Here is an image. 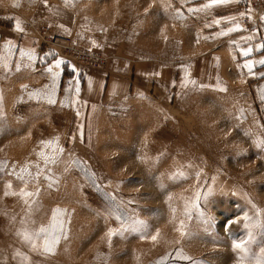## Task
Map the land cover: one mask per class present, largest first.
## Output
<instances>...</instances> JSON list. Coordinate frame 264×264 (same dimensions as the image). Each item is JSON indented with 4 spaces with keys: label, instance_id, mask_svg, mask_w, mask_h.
I'll use <instances>...</instances> for the list:
<instances>
[{
    "label": "rangeland",
    "instance_id": "rangeland-1",
    "mask_svg": "<svg viewBox=\"0 0 264 264\" xmlns=\"http://www.w3.org/2000/svg\"><path fill=\"white\" fill-rule=\"evenodd\" d=\"M251 1L222 19L211 0H0V264H241L245 213L264 221V9ZM46 32L97 60H67ZM55 209L45 253L24 235ZM251 231L244 264L264 248Z\"/></svg>",
    "mask_w": 264,
    "mask_h": 264
},
{
    "label": "snow or ice",
    "instance_id": "snow-or-ice-1",
    "mask_svg": "<svg viewBox=\"0 0 264 264\" xmlns=\"http://www.w3.org/2000/svg\"><path fill=\"white\" fill-rule=\"evenodd\" d=\"M228 0H211V4H206L205 7H211L212 5H217V4H224L227 3ZM264 19V17H262ZM218 22V21H217ZM239 26H237L238 28ZM237 29H229V31H234ZM252 52L251 48H248L247 50H244L242 52L243 56H248ZM63 61L57 60L55 66L58 68ZM251 61L245 67L251 68ZM259 63L264 64V60L259 61ZM49 72L52 71L51 68L48 69ZM59 73H53V79L55 80V77L58 76ZM79 89L77 88V92ZM50 102L54 103V101ZM45 143H51V142H45ZM10 187V185H9ZM8 193H6L7 195ZM63 210L60 209H55L53 210V217L52 220L49 222L47 227H41L38 231H36L34 234L29 235L25 233L24 239L27 241H32L33 236L35 238H40L43 236L44 238V243L42 245V251L45 253H51L54 249V246L56 243H58L59 236L58 233L62 230L63 228V222L62 220L58 219V214L61 213ZM260 213H256V216H259ZM245 224L244 227L246 230H248L247 233V238L246 239H241L239 241H234L233 243V248L234 250H237L239 253L238 259L240 260L241 264H244V261L249 259V253L252 252V249L249 247V245L252 243L253 240V233L251 229L253 228H259L261 230H264V221H255L254 217H249L247 213H245L244 216ZM109 235H112V232H109ZM157 237L153 236L152 239L155 240ZM32 247L35 250L36 249V244L32 243ZM253 257L251 259V264H264V248L260 250L259 254H253ZM176 259L180 260H188L190 257H187L181 253H177V256L175 257ZM166 259V258H165Z\"/></svg>",
    "mask_w": 264,
    "mask_h": 264
},
{
    "label": "built area",
    "instance_id": "built-area-1",
    "mask_svg": "<svg viewBox=\"0 0 264 264\" xmlns=\"http://www.w3.org/2000/svg\"><path fill=\"white\" fill-rule=\"evenodd\" d=\"M251 2L254 4H258L260 8L264 9V4H260V2H263V0H252ZM244 30H245V33H249L250 26H245ZM38 41L42 42V44L44 43L45 46L49 48L57 50L58 53L60 54L62 53L66 57L67 60H70L71 62H74L77 64L89 65L88 63H92L93 60H97V58H94L91 55H89L90 53L84 52L72 46L69 39L62 37V36L61 37L50 36L46 32V35H44L41 38H39V35H38Z\"/></svg>",
    "mask_w": 264,
    "mask_h": 264
},
{
    "label": "crops",
    "instance_id": "crops-1",
    "mask_svg": "<svg viewBox=\"0 0 264 264\" xmlns=\"http://www.w3.org/2000/svg\"><path fill=\"white\" fill-rule=\"evenodd\" d=\"M224 5L225 6H219L216 9L211 10L212 16H219L220 18L225 19V15L238 16L239 12L242 10L239 0H229Z\"/></svg>",
    "mask_w": 264,
    "mask_h": 264
},
{
    "label": "bare ground",
    "instance_id": "bare-ground-1",
    "mask_svg": "<svg viewBox=\"0 0 264 264\" xmlns=\"http://www.w3.org/2000/svg\"><path fill=\"white\" fill-rule=\"evenodd\" d=\"M237 258V257H236Z\"/></svg>",
    "mask_w": 264,
    "mask_h": 264
}]
</instances>
